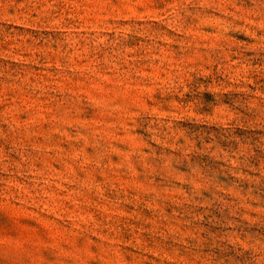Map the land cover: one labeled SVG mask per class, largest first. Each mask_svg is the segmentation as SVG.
Here are the masks:
<instances>
[{
  "label": "rangeland",
  "instance_id": "1",
  "mask_svg": "<svg viewBox=\"0 0 264 264\" xmlns=\"http://www.w3.org/2000/svg\"><path fill=\"white\" fill-rule=\"evenodd\" d=\"M0 264H264V0H0Z\"/></svg>",
  "mask_w": 264,
  "mask_h": 264
}]
</instances>
